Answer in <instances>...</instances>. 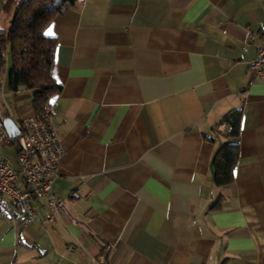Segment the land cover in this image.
<instances>
[{
  "label": "crops",
  "instance_id": "obj_1",
  "mask_svg": "<svg viewBox=\"0 0 264 264\" xmlns=\"http://www.w3.org/2000/svg\"><path fill=\"white\" fill-rule=\"evenodd\" d=\"M49 29L61 90L47 103L64 148L50 192L68 215L51 219L46 196L31 215L9 205L0 264H264V78L248 67L264 0H75ZM8 68L4 131L35 112L30 90H9ZM232 109L238 158L216 186Z\"/></svg>",
  "mask_w": 264,
  "mask_h": 264
},
{
  "label": "trees",
  "instance_id": "obj_2",
  "mask_svg": "<svg viewBox=\"0 0 264 264\" xmlns=\"http://www.w3.org/2000/svg\"><path fill=\"white\" fill-rule=\"evenodd\" d=\"M75 0H7L4 11L10 15L8 29L0 28V71L9 59L7 85L10 91L30 90L36 112H41L49 98L61 90L51 74L55 37L46 35L44 27L57 13L65 11ZM1 110V105H0ZM240 110L228 111L219 121L225 132L217 131L225 140L212 157L213 182L229 183L238 158ZM1 122V113H0Z\"/></svg>",
  "mask_w": 264,
  "mask_h": 264
},
{
  "label": "built area",
  "instance_id": "obj_3",
  "mask_svg": "<svg viewBox=\"0 0 264 264\" xmlns=\"http://www.w3.org/2000/svg\"><path fill=\"white\" fill-rule=\"evenodd\" d=\"M249 39L258 40L256 55L248 62L249 69L257 78H264V33L250 32ZM52 107L45 103L41 112H34L20 122L15 162L0 155V217L13 220L9 205L32 214L31 202L47 197L51 219L67 214L65 200L50 192L52 181L58 173V164L64 154L61 140L51 121ZM12 138L0 127V142L9 143ZM71 192L70 197L76 196ZM75 223V219H71Z\"/></svg>",
  "mask_w": 264,
  "mask_h": 264
},
{
  "label": "rangeland",
  "instance_id": "obj_4",
  "mask_svg": "<svg viewBox=\"0 0 264 264\" xmlns=\"http://www.w3.org/2000/svg\"><path fill=\"white\" fill-rule=\"evenodd\" d=\"M16 149H17L16 144H11V145H1L0 144V155L9 157L12 160H14Z\"/></svg>",
  "mask_w": 264,
  "mask_h": 264
},
{
  "label": "water",
  "instance_id": "obj_5",
  "mask_svg": "<svg viewBox=\"0 0 264 264\" xmlns=\"http://www.w3.org/2000/svg\"><path fill=\"white\" fill-rule=\"evenodd\" d=\"M8 119H4L3 120V126L5 128V131L7 132V134L9 135V137L12 138V142H14V137L18 135V127L15 124H10V122L8 123Z\"/></svg>",
  "mask_w": 264,
  "mask_h": 264
},
{
  "label": "snow or ice",
  "instance_id": "obj_6",
  "mask_svg": "<svg viewBox=\"0 0 264 264\" xmlns=\"http://www.w3.org/2000/svg\"><path fill=\"white\" fill-rule=\"evenodd\" d=\"M51 34V29L48 30V32L46 33V35H50Z\"/></svg>",
  "mask_w": 264,
  "mask_h": 264
}]
</instances>
